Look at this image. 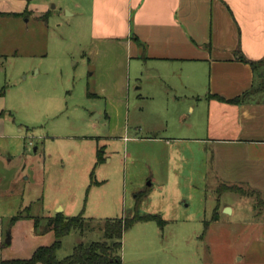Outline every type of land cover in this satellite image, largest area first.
Listing matches in <instances>:
<instances>
[{"label": "rangeland", "instance_id": "374dc122", "mask_svg": "<svg viewBox=\"0 0 264 264\" xmlns=\"http://www.w3.org/2000/svg\"><path fill=\"white\" fill-rule=\"evenodd\" d=\"M37 1L46 19L0 20L2 245L24 209L39 230L57 213L82 214L57 259L104 241L107 220L153 215L163 223L123 232L122 264H264V188L259 197L248 186L220 192L211 145L195 143L179 115L185 104L145 74L138 88L136 61L129 67L115 48L92 54L85 11L72 17L60 0ZM154 133L166 140L143 139ZM22 239V250L45 241Z\"/></svg>", "mask_w": 264, "mask_h": 264}, {"label": "crops", "instance_id": "0c3cea01", "mask_svg": "<svg viewBox=\"0 0 264 264\" xmlns=\"http://www.w3.org/2000/svg\"><path fill=\"white\" fill-rule=\"evenodd\" d=\"M60 1L61 11L68 16L81 18L87 13L91 52L99 60L115 48L129 60V67L131 60L136 61L133 78L138 88L145 74L154 80L152 85L161 84L163 92L172 93L170 99L185 104L179 115L189 117L195 143L211 145L221 186H248L261 195L264 0H89L88 4L71 0V6ZM48 13L37 0H0L3 21L34 15L46 19ZM154 134L143 139L166 140ZM34 218L24 215L11 222L9 243L3 245L0 219V263L27 259L40 247L22 250L17 246L22 236L45 239L42 246L54 241L52 231L41 234L35 229Z\"/></svg>", "mask_w": 264, "mask_h": 264}, {"label": "trees", "instance_id": "16d2710c", "mask_svg": "<svg viewBox=\"0 0 264 264\" xmlns=\"http://www.w3.org/2000/svg\"><path fill=\"white\" fill-rule=\"evenodd\" d=\"M1 16V14H0ZM244 61V58L240 56ZM251 65H254L251 62ZM221 100V98H218ZM236 102V100H234ZM231 101V102H234ZM103 152L97 150L96 163L103 161ZM234 187L220 186V192L232 191ZM244 195V193H240ZM252 194L256 195L252 191ZM257 196V195H256ZM24 215H29L27 209L19 211L11 222H15ZM218 219V215L214 212L213 221ZM157 220L159 224L163 223L157 216H133L130 219H113L105 221L103 225L104 241L92 242L87 246L82 243L73 247L72 253L63 259L56 258V252L60 248L61 239L68 235L71 231L81 229L83 226L82 214L73 217L63 216L62 213H57L54 217L47 218L43 228L38 229V218H34L35 229L41 234L52 231L54 241L48 246L38 247L32 255L27 259H15L2 261L0 264H121V248L123 232L138 221H153ZM108 241H113L114 248L107 244Z\"/></svg>", "mask_w": 264, "mask_h": 264}, {"label": "water", "instance_id": "95a60500", "mask_svg": "<svg viewBox=\"0 0 264 264\" xmlns=\"http://www.w3.org/2000/svg\"><path fill=\"white\" fill-rule=\"evenodd\" d=\"M231 210L229 208L225 209V212H230ZM6 243H9V235H7V238L5 240Z\"/></svg>", "mask_w": 264, "mask_h": 264}]
</instances>
